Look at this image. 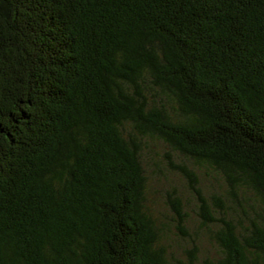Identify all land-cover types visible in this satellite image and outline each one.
<instances>
[{
  "label": "trees",
  "instance_id": "trees-1",
  "mask_svg": "<svg viewBox=\"0 0 264 264\" xmlns=\"http://www.w3.org/2000/svg\"><path fill=\"white\" fill-rule=\"evenodd\" d=\"M150 140L226 183L204 264H264V0H0V264H168Z\"/></svg>",
  "mask_w": 264,
  "mask_h": 264
},
{
  "label": "rangeland",
  "instance_id": "rangeland-1",
  "mask_svg": "<svg viewBox=\"0 0 264 264\" xmlns=\"http://www.w3.org/2000/svg\"><path fill=\"white\" fill-rule=\"evenodd\" d=\"M142 162L147 178V206L159 229L160 245L167 251L168 264H204L206 260L220 257V249L208 231V228L213 230L216 226L205 227L201 223L200 201L196 189L213 206L212 198H222L226 191L222 176L204 167L193 169L188 161L157 140L144 144ZM170 162L185 163L195 172L196 182L193 183L173 169ZM170 196L181 198L184 214L182 220L172 209ZM239 197L242 198L243 194H239ZM223 202L226 210L232 205L231 202Z\"/></svg>",
  "mask_w": 264,
  "mask_h": 264
}]
</instances>
